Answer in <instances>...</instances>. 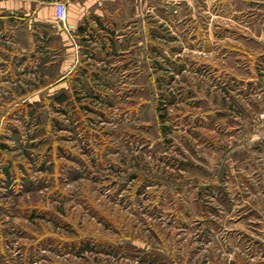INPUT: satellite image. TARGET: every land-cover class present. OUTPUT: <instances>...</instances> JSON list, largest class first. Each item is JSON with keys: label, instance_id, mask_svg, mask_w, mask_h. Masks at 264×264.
I'll list each match as a JSON object with an SVG mask.
<instances>
[{"label": "rangeland", "instance_id": "1", "mask_svg": "<svg viewBox=\"0 0 264 264\" xmlns=\"http://www.w3.org/2000/svg\"><path fill=\"white\" fill-rule=\"evenodd\" d=\"M8 1L0 264H264V74L245 67L228 3L74 0L77 11L61 0L64 23L93 35L86 65L75 28L70 39L54 17L58 0ZM75 64L106 77L81 79L101 91L87 136L69 104L65 115L49 106L72 91Z\"/></svg>", "mask_w": 264, "mask_h": 264}, {"label": "trees", "instance_id": "2", "mask_svg": "<svg viewBox=\"0 0 264 264\" xmlns=\"http://www.w3.org/2000/svg\"><path fill=\"white\" fill-rule=\"evenodd\" d=\"M97 18V17H95ZM97 23V22H96ZM92 26V29H94V26L92 23H89ZM102 27V26H100ZM69 29V33H73V31L70 29V27H68ZM87 28V24H79L76 26L75 28V33H77V35L79 36V38H81V43L84 45L85 49L88 50V56L89 57H93L90 58L87 61H84V64L89 65L90 63H94V55L97 53L96 50H93L92 46L90 43H83V42H88L89 38H91L92 33H90V35L88 36L89 38L85 37V31ZM67 34V33H66ZM22 56V57H21ZM20 56V60L22 61V59L24 58L23 55ZM83 59V58H82ZM102 69V67L99 68H93V69H89L87 71V69L85 68V66H79L77 64L73 65V67L71 68V70L68 72L71 74L70 79L68 80L70 82V89L72 91H70V93H66L65 91H59L58 93H53L52 95L49 96V106L55 108L56 111H58L59 113H61L62 115L66 114V109L63 106H71V116L75 118L76 120V127L79 129V131L83 134L87 136V128L84 126L83 122L85 121V119H89V114L84 113L85 111L88 112L89 109H91L92 107L89 106V102L92 98H99L101 95V91L100 90H96L94 89V87L92 86V84L87 85V84H82V76H85V80L86 81H90L92 83H94V81L96 80V83L98 82L101 85H104L105 83V79L106 77L99 73V70ZM101 75V76H100ZM98 78V79H97ZM48 81L44 82V84H47ZM97 91V93H95V91ZM103 95V94H102ZM106 96V95H104ZM82 98V99H81ZM73 99L78 101V105H73ZM71 100V102H70ZM162 97L161 94L158 96L157 98V107L163 108L162 104L164 101H162ZM16 104H19L18 102H16ZM20 105L22 106H27L29 105V103H21ZM86 108V110H84ZM100 113H102L101 110H98ZM26 112V111H24ZM82 116H85V118L83 119ZM82 118V119H81ZM81 119V120H79ZM162 120V119H160ZM54 121H56L54 119ZM31 122V121H30ZM32 124H34V122H32ZM3 142L1 141V145L3 147ZM6 168V167H5Z\"/></svg>", "mask_w": 264, "mask_h": 264}, {"label": "crops", "instance_id": "3", "mask_svg": "<svg viewBox=\"0 0 264 264\" xmlns=\"http://www.w3.org/2000/svg\"><path fill=\"white\" fill-rule=\"evenodd\" d=\"M212 1L228 3V10L231 14L229 15L228 13V16L225 18L227 22L234 24L238 21L242 23V48L246 58L244 63L250 75L254 74L253 70H257L264 74V68H257L261 66L264 67V0ZM12 2L9 3L8 0H0V8L11 6ZM44 2L49 4V8L52 7L53 0H45ZM21 4H24V1H22ZM70 6L71 8L74 6L76 10L79 11L80 3L71 0ZM239 11L242 12L241 18L236 16ZM67 22L71 27L70 29L74 31L73 28H75V25L73 26V17L67 20Z\"/></svg>", "mask_w": 264, "mask_h": 264}, {"label": "built area", "instance_id": "4", "mask_svg": "<svg viewBox=\"0 0 264 264\" xmlns=\"http://www.w3.org/2000/svg\"><path fill=\"white\" fill-rule=\"evenodd\" d=\"M166 1H169V2H177L179 0H166ZM53 14H54V17L61 21V24H62V28L65 30V32L67 33L68 37L70 39H72V35L71 33H69V28L68 26L64 23V18H65V2L64 1H61V0H58V1H55L54 4H53ZM260 116L264 117V111L260 112L259 113Z\"/></svg>", "mask_w": 264, "mask_h": 264}]
</instances>
